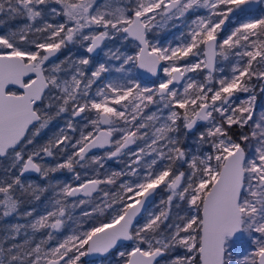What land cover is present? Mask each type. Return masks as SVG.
I'll use <instances>...</instances> for the list:
<instances>
[{
	"label": "snow or ice",
	"instance_id": "obj_1",
	"mask_svg": "<svg viewBox=\"0 0 264 264\" xmlns=\"http://www.w3.org/2000/svg\"><path fill=\"white\" fill-rule=\"evenodd\" d=\"M257 3L264 0H134V5L133 0L128 4L123 0H0V12L7 6L9 19L27 21L0 35V158L11 159L9 173L18 169V174L0 180V215L20 213L30 218L26 225L4 227L3 239L14 240L25 228L33 233L50 229L34 247L30 239L8 247L0 244V264H80L82 257L109 253L121 241L132 242L130 250L118 253L123 264H232L229 241L237 233L246 234V249H251L243 264H264V111L254 119L257 84L264 92V15L244 19L218 39L230 15L254 17ZM197 8L207 9V15L191 21L180 43L161 46L149 39L154 26L179 21ZM48 16L64 20L54 24ZM116 35L133 41L135 50L105 53L121 61L115 70L122 75L97 87L94 95L90 94L93 86L111 70L107 63H99L90 74L88 55L67 57L50 67L45 64L69 43H80L92 54ZM229 54L238 57L230 76L219 78L218 86H213L217 56L226 60ZM190 56L196 58L194 63H180ZM162 62L167 64L162 68L165 78L158 85L142 87L129 78L134 68L155 75ZM199 70L207 72L202 81L186 76ZM182 81L181 92L177 85ZM236 93L248 95L237 102ZM150 105H158L157 110L145 114ZM91 112L94 119L86 115ZM65 113L69 118L64 128L44 145L27 150L53 119ZM82 116L92 130L80 131L71 145L74 151L62 161L43 163L42 155L53 157L57 151L64 155V146L72 139L67 132L76 130L74 119ZM198 121L208 122L198 133V146L208 143L212 148L202 155L181 147ZM121 122L123 126L117 127ZM234 125L241 130L238 139L229 132ZM246 127L248 132L243 131ZM117 132L119 138L113 139ZM138 140H145V146L131 152L130 146ZM105 146H111L105 154L108 159L122 154L133 158L127 167L139 182H124L117 191H107L100 186L115 185L125 174L112 171L105 179H86L76 186L56 184L51 210L34 219L35 209L20 212L28 199L39 201L48 190L25 184V173L35 172L47 180L57 171L84 167L85 161L103 167L102 157L88 153ZM146 151L153 158L140 176L136 166ZM158 160L167 161L159 170ZM179 164H187V173L179 170ZM76 179H80L78 172ZM162 184L170 194L160 202L159 211H149L143 224L135 223L147 198ZM97 191L102 193L100 203L91 199ZM69 197L75 198L71 204ZM174 199L189 207L162 229L171 217ZM88 204L91 210L81 212V217L86 220L98 214L92 226L80 230L79 224L55 246L45 247L65 226V218L72 219L71 210ZM177 247L184 254L158 259Z\"/></svg>",
	"mask_w": 264,
	"mask_h": 264
},
{
	"label": "rangeland",
	"instance_id": "obj_2",
	"mask_svg": "<svg viewBox=\"0 0 264 264\" xmlns=\"http://www.w3.org/2000/svg\"><path fill=\"white\" fill-rule=\"evenodd\" d=\"M98 2H103V0H98ZM124 4H128V0H123ZM133 5H134V0H133ZM55 6V5H54ZM7 8L5 7V10ZM255 10V16L254 17H240L238 14L235 15H230V18L225 22V26H222V31L219 33V39L222 40L226 37V35L230 34V31L234 29L236 26H238V23L243 22L244 19L247 18H259L260 15H264V3H261ZM208 10L204 8H197V9H192L189 11V13L186 14V16L179 20H171L168 21L166 24L162 26H154L153 29L148 33V37L151 41L153 42H159L161 46H168L171 44L172 46H175L176 44L181 42V34L182 33H187L189 25L193 19H195L197 16H204L207 15ZM1 13V12H0ZM50 23H61L63 22L64 18L62 16H48L46 17ZM159 17H157V21H159ZM0 21H3V23H0V35L6 34L10 30H14L17 26L23 25L27 23L26 19L24 20L23 23L19 22H13L9 18H3L0 17ZM39 24V25H38ZM37 24V26H41L40 22ZM97 31H102L103 29H96ZM34 47V46H33ZM116 49H119L121 52L125 54H132L135 50V43L131 40H124L121 35H116L112 37L111 39L105 40L102 45L99 48L98 54L95 56H90L89 54L86 53L85 47H83L80 43L73 42L69 43L66 47H63L61 49V57L53 62L46 64V66L50 67L52 64L60 63L61 61H64L65 58L71 57L72 59L80 58L85 55L89 56L90 59V64L87 66V71L90 72L101 62H105L108 64L110 67V71L103 74L102 78L97 82L96 85L93 86L91 90V95L95 94L96 88L99 86H102L104 83H106L109 80H115L121 77V73L117 72L115 69L120 66L121 61L111 59L110 57H106L105 53L108 52L109 50L115 51ZM203 57H201L202 59ZM238 57H235L232 54L228 55V58L225 60L224 58L217 56L216 60V72L214 73V81L213 86H218L216 85L215 81L218 80L219 78L223 76H230V69L231 67L236 63ZM196 61L195 57H188L184 61H181L180 63H194ZM246 61V58H245ZM164 66H167L166 62H163ZM127 67V66H126ZM222 70V71H221ZM63 75V74H62ZM207 75V72L204 70H199L196 73H187V77H191L197 81H202L204 79V76ZM130 79H134L138 81L142 87H151L153 84H159V82L165 78V74L163 70L159 74V76L151 78V79H142L138 72L137 68H134L131 71V74L129 76ZM184 83V81H183ZM181 85H177L178 91L183 90ZM236 97H238L237 102L242 99L247 98V93H236ZM260 97L264 98V92L260 91L259 84H257V99L255 101L254 105V111L255 114L257 115L258 113L264 111L263 108H260ZM47 103V101H45ZM43 105H41L42 107ZM158 105H150L148 109L145 110V114H150L151 112H155L157 110ZM183 111V110H179ZM64 114H61L60 116L56 117L55 120L61 118ZM89 119H94L95 118V113H87L86 114ZM164 115H167V110L164 111ZM69 118V115L65 117V121ZM254 119H257L254 115ZM84 120V121H83ZM65 121L63 120L56 126V130L52 133H50L47 137V141L49 138H51L54 133L57 132L58 129L64 128L65 127ZM80 122H84L85 124H88L86 130L82 128L80 125ZM50 124V123H49ZM74 124L76 125V130L75 131H68L67 134L72 137V139L64 146V150L68 148L69 152L66 150V155H70L74 149L71 147L72 144L75 143V140L79 138L80 136V131L84 130L85 132L91 131L92 126L91 124L88 123L87 120L75 118L74 119ZM49 126V125H48ZM117 127H122L123 122L120 124L116 125ZM208 127V122H205L201 124L196 131L192 135H187V138L184 140L182 148L185 150H188L190 153L195 154V155H202L204 153H209L212 151L211 145L208 143H205L203 145L198 146V133L204 131ZM48 128V127H47ZM46 129V128H45ZM44 130V129H43ZM42 130V132H43ZM143 131V130H142ZM40 133V135L42 134ZM38 135V136H40ZM181 135H183V130L181 132ZM37 136V137H38ZM115 139H118L120 136V133L117 132L114 134ZM150 142V141H147ZM146 141L145 140H138L136 144H133V146L130 148L131 152H136L138 147H144ZM28 150V148H27ZM31 150V149H30ZM109 151V150H108ZM106 152L94 154L92 156H99L102 157V164L103 167H100L99 165H92L85 162H82L85 166L80 167L79 165L76 166L74 171H69L68 170V183L71 185H74L76 182L80 183L81 181L87 179V178H99V179H105L107 174H110L112 171H123L125 174L118 177L116 184L115 185H101V188L110 191V192H115L119 188V185L124 182H139V177L138 176H132L130 173V169L127 167L132 161V157L127 155V154H122L118 158H112L108 159L106 157ZM65 155V156H66ZM91 157V156H90ZM50 158V157H49ZM153 158L152 155H149L146 151L145 156L143 158V161L140 165H137V171L140 176L144 174V171L146 170L144 165L150 162V160ZM46 159L48 157H45L42 155L41 160L45 164H47ZM167 163V161L163 160H158V163L156 165V169L159 170L162 168L163 164ZM6 166V165H5ZM9 166H7L8 170ZM178 168L180 171H185L187 173L188 171V166L187 164H179ZM67 171V169H65ZM103 171H105L103 173ZM80 174V179H76V173ZM9 176V175H8ZM4 176H2L3 178ZM0 176V180H2ZM26 183L29 184L31 180L25 179ZM35 182V181H34ZM64 183H66L64 181ZM170 194V191L166 189L165 185L157 195L156 199L152 203V205L146 210L142 218L137 222L138 224H143L145 222L147 213L149 211H159L160 209V202L162 200H166L167 196ZM54 198L51 197L48 201L43 202L41 205H37L35 209L34 216L31 219H34L36 216L44 214L46 211L51 210V202ZM75 198H68L67 203L71 204L72 201ZM95 203H100V201L103 199L102 193L98 192L96 195H94L91 198ZM179 205V207H177ZM102 206V205H101ZM92 205H81L76 207L75 209H72V219L68 220L66 219L65 226L59 230L58 232L54 233V239L49 241L45 247H53L58 243L59 241H62V239L71 234L73 231H75L78 227L79 224H82L83 226L80 228V230H86L88 227L92 226V224L95 222V218L98 216V214H94L93 217H89L86 220H84L81 217V212L83 211H90ZM114 208L118 207V205H114ZM188 205L185 201H179L178 199H174L172 207H171V217L168 221L165 222V224L161 225V228L164 229L167 227L168 223H171L173 219L177 215H183L187 209ZM31 210V209H24V211ZM20 216V213L13 214L7 218H4L2 215H0V241H3L5 243H2L4 246H6V243L8 242V246H10L12 243L20 244L23 243L26 239L31 240V245L34 247L35 243L41 242L43 239H46L47 237V232L50 231V229H44L41 231H38L36 233H33L31 229L25 228L22 229L21 233L19 236H17L14 240L9 239V240H4V234L1 231H3L4 227L12 224H20V225H26L29 223L30 218H26L25 220L21 221H15L12 219L13 216ZM24 217V216H23ZM12 219V220H11ZM103 219V217H101ZM230 245V250L233 251L232 253V264H243L244 256L248 254L251 249H246L247 245V237L246 234L240 233V235L236 238H232L229 241ZM132 247V242L121 245L115 250H113L111 253H109L105 257H99L96 259H85L84 257L81 258L80 264H123V260L120 258L118 253L120 251H125V250H130ZM185 250L183 248L177 247L174 252L171 253V255H165L161 259H159L161 262L164 260L171 259L174 256L177 255H182L184 254Z\"/></svg>",
	"mask_w": 264,
	"mask_h": 264
},
{
	"label": "flooded vegetation",
	"instance_id": "obj_3",
	"mask_svg": "<svg viewBox=\"0 0 264 264\" xmlns=\"http://www.w3.org/2000/svg\"><path fill=\"white\" fill-rule=\"evenodd\" d=\"M261 4V3H260ZM259 4V5H260ZM258 5V6H259ZM257 6V7H258ZM256 7V8H257ZM256 8H254V9H256ZM39 23V21L37 22V24ZM39 25V24H38ZM223 26H225V25H223ZM218 39H219V36H218ZM60 52V54H59V57H58V59L61 57V50L59 51ZM57 59V60H58ZM57 60H55V61H57ZM54 61V62H55ZM49 63H53V62H45V64H49ZM163 66H164V63H163ZM141 77V76H140ZM34 78V77H33ZM142 78V77H141ZM142 79H144V78H142ZM145 79H151V78H145ZM183 83V82H182ZM181 83V84H182ZM180 84V85H181ZM11 90H13V91H19L18 89H16V88H13V87H11ZM152 106V105H151ZM66 116H68V114L67 113H65L61 118H59V119H57V120H55V122H53V121H51L50 122V124H49V126H48V128H46V129H44L43 130V132H42V134L40 135V136H38V137H36L35 138V141H34V144L33 145H29V146H27V148H28V150L30 151V149H32L33 147H35V146H39V145H44L46 142H47V137H48V135L50 134V133H52V132H54L55 130H56V126L60 123V122H62L63 120L65 121V117ZM77 118H79V119H83V116L82 117H77ZM84 121V120H83ZM84 122H80V125L82 126V128L83 129H85L86 130V128H85V126H84V124H83ZM201 125V124H200ZM200 125H197V126H195V128H194V130L193 131H191V132H189L188 133V135H192L195 131H196V129L200 126ZM113 139H115V136L113 137ZM133 145H131L130 146V148L132 147ZM111 147V146H110ZM110 147L108 148V149H105V150H101V151H97V152H95V153H91V154H89L88 156L90 157V156H92V155H94V154H100V153H102V152H105V151H108V150H110ZM69 148V147H68ZM68 148H66V150L69 152V150H68ZM18 150V149H17ZM66 150H64V155H61L60 154V152L59 151H57V153H56V155H54L53 157H48V159H46V162H47V165H54L55 163H57V162H60V161H62L64 158H65V155L67 154L66 153ZM66 153V154H65ZM45 163V162H44ZM10 164H11V159L10 158H0V176H1V178H2V176H4L3 178H2V180L3 179H5L8 175H16V174H18V169H12V171L9 173L8 171H7V166H10ZM6 165V166H5ZM105 171H103V173H104ZM25 179H29V180H31L30 181V183L31 184H33V185H40V186H44V187H47L48 188V190L46 191V192H44L42 195H41V199L39 200V201H33V200H31V199H28L27 201H26V203H24V205L21 207V209H20V212L22 213L23 212V210L24 209H34L38 204L39 205H41L43 202H45V201H48L51 197H53V198H56V192L58 191V188H54L53 186L54 185H56V184H64V181L66 182V183H68V170L66 171L65 169H63V170H60V171H57V172H55V173H52V174H50V179H43L41 176H40V174H38V173H30V174H24L23 176H22V181L25 183V184H27L26 183V180ZM87 179H92V178H87ZM86 180V179H85ZM35 181V182H34ZM82 182H84V180L83 181H81L80 183H82ZM69 184V183H68ZM79 183H75L74 185H72V186H75V185H78ZM163 186H164V184H162L161 185V188H160V190H159V192L161 191V189L163 188ZM101 187V186H100ZM99 192V191H98ZM97 192V193H98ZM96 193V194H97ZM95 194V195H96ZM159 194V193H158ZM93 197V196H92ZM70 198V197H69ZM80 198H82V197H80ZM18 217H23L22 215H20V216H13L12 217V219H14L15 221H21V220H25L26 218L25 217H23V219L21 218V219H19ZM11 219V220H12Z\"/></svg>",
	"mask_w": 264,
	"mask_h": 264
},
{
	"label": "water",
	"instance_id": "obj_4",
	"mask_svg": "<svg viewBox=\"0 0 264 264\" xmlns=\"http://www.w3.org/2000/svg\"><path fill=\"white\" fill-rule=\"evenodd\" d=\"M260 3H257L256 5H255V8L259 5ZM98 51H99V48L94 52V53H92V54H89L90 56H95V55H97L98 54ZM59 54H60V52H57L53 57H51L50 58V60L49 61H46V62H54L55 60H57L58 59V57H59ZM162 68H163V62H162V66L160 67V69L158 70V72H157V74H155V75H153L152 73H149L147 70H145V69H139V68H137V72H138V74H139V76H141L142 78H154V77H157V76H159V74L161 73V71H162ZM30 75H33V74H30ZM33 77H34V75H33ZM183 82V81H182ZM181 82V83H182ZM180 85V84H179ZM11 87H13V88H16V89H18L19 91H20V89H19V87L18 86H11ZM206 121H198V123H197V125H200V124H203V123H205ZM196 125V126H197ZM110 146H105V148H94V149H92L89 153H88V155L89 154H91V153H95V152H97V151H101V150H105V149H108ZM30 173H35V172H29V173H25V174H30ZM76 186V185H75ZM160 188H161V185L147 198V201H146V203H145V206H144V209H142V211H141V213L138 215V217H137V220L135 221V223H137L141 218H142V216L144 215V213L146 212V210L152 205V203L154 202V200L156 199V197H157V195H158V193H159V190H160ZM98 192V191H97ZM97 192H95V193H93V195L92 196H94ZM80 197H82V198H84L83 196H80ZM70 198H72V197H70ZM240 235V233H237L233 238H236V237H238ZM128 243H130V241H121V242H119L118 243V245H117V247L116 248H118L119 246H121V245H125V244H128ZM115 248V249H116ZM115 249H113V250H115ZM113 250H111L109 253H111ZM109 253H106V254H103V255H101V254H90V255H87V256H84V258L87 260V259H96V258H99V257H105V256H107ZM162 258V257H161ZM161 258H158V259H161Z\"/></svg>",
	"mask_w": 264,
	"mask_h": 264
},
{
	"label": "trees",
	"instance_id": "obj_5",
	"mask_svg": "<svg viewBox=\"0 0 264 264\" xmlns=\"http://www.w3.org/2000/svg\"><path fill=\"white\" fill-rule=\"evenodd\" d=\"M6 8H7V6H6ZM7 13V9L5 10V12H1L0 13V17H3V18H9L8 17V15L6 14ZM11 21H13V22H19V23H23L24 22V20H25V18H22V17H19V18H15V19H10ZM259 98H261L260 99V108H263L264 109V98L263 97H260V95H259ZM261 113V112H260ZM260 113H258L257 115L255 114V117L258 119L259 118V115H260ZM53 122H55V119H53L52 120ZM250 129L248 128V127H246L243 131L244 132H248ZM229 132H230V134H232L233 135V138L234 139H238V137H239V135H240V132H241V130L237 127V126H232V128L231 129H229ZM183 145V144H182ZM182 145H181V147H182ZM19 219H23V217H18ZM2 233H4V231H1ZM2 243H5V242H3V241H0V244H2ZM5 247H8V242L6 243V246Z\"/></svg>",
	"mask_w": 264,
	"mask_h": 264
}]
</instances>
